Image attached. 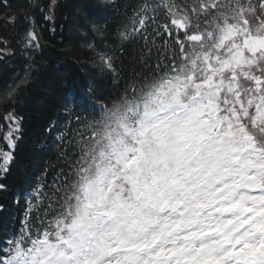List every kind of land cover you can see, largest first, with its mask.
Listing matches in <instances>:
<instances>
[{
	"label": "snow or ice",
	"instance_id": "obj_1",
	"mask_svg": "<svg viewBox=\"0 0 264 264\" xmlns=\"http://www.w3.org/2000/svg\"><path fill=\"white\" fill-rule=\"evenodd\" d=\"M32 24L26 47L39 49ZM117 36L142 41L146 71L55 137L68 171L33 189L0 264H264V0H144ZM101 59L118 83L116 57ZM4 119L0 180L22 138V118Z\"/></svg>",
	"mask_w": 264,
	"mask_h": 264
},
{
	"label": "trees",
	"instance_id": "obj_2",
	"mask_svg": "<svg viewBox=\"0 0 264 264\" xmlns=\"http://www.w3.org/2000/svg\"><path fill=\"white\" fill-rule=\"evenodd\" d=\"M176 2L183 5L185 0ZM49 3L50 0L0 3V151L9 150L3 139L9 127L4 117L14 112L22 118L15 162L6 178L0 180L7 186L0 192V248L23 227L27 193L38 185H51L61 169L68 171L55 137L61 133L74 137L92 118L94 106L118 100L134 73L146 71L140 62L142 41L122 42L117 36L144 0H57L53 22L43 18ZM32 21L39 32V49L26 47ZM90 24L97 25L95 31L89 29ZM98 53L116 57L118 83L113 82L110 72L102 71L96 60ZM26 72L27 83L13 97H7L9 86H15ZM90 84L95 95L89 91ZM69 89L79 98L74 106L66 98ZM51 125L54 128L48 133L46 129ZM41 141L46 143L44 150L36 147ZM43 191L50 194L53 188L45 187ZM47 205L45 200L39 209L41 219ZM36 216L33 212L30 217L34 225L39 224Z\"/></svg>",
	"mask_w": 264,
	"mask_h": 264
},
{
	"label": "rangeland",
	"instance_id": "obj_3",
	"mask_svg": "<svg viewBox=\"0 0 264 264\" xmlns=\"http://www.w3.org/2000/svg\"><path fill=\"white\" fill-rule=\"evenodd\" d=\"M102 1H103V2H111L112 0H102ZM32 28H33V26H32ZM32 28H31V29H32ZM31 29H30V30H31ZM34 30H35V33H36L37 37H39V36H38V35H39L38 30L35 29V27H34ZM26 43H27V41H26ZM28 48L31 49L32 47H28ZM102 54H104V53H98V54H96V56H97V59H96V60H97L98 63H100L101 67L103 68V66H104V62H103V60L101 59V55H102ZM100 105H102V104H100ZM31 197H32V194H29L28 199L31 198ZM50 218H51V216L48 217V219H50Z\"/></svg>",
	"mask_w": 264,
	"mask_h": 264
}]
</instances>
